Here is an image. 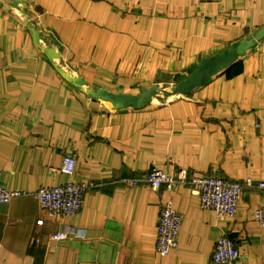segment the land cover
I'll return each mask as SVG.
<instances>
[{
	"label": "crops",
	"instance_id": "1",
	"mask_svg": "<svg viewBox=\"0 0 264 264\" xmlns=\"http://www.w3.org/2000/svg\"><path fill=\"white\" fill-rule=\"evenodd\" d=\"M263 25L264 0H0L1 183L25 193L0 204V264H212L221 234L239 250L233 264H264L253 219L264 190L245 189L223 220L186 183L172 192L129 184L153 167L264 180V38L188 95L141 109L114 110L57 71L137 95ZM65 154L72 176L61 171ZM69 180L90 184L79 213L41 212L34 193ZM165 199L182 223L177 247L161 256Z\"/></svg>",
	"mask_w": 264,
	"mask_h": 264
},
{
	"label": "built area",
	"instance_id": "2",
	"mask_svg": "<svg viewBox=\"0 0 264 264\" xmlns=\"http://www.w3.org/2000/svg\"><path fill=\"white\" fill-rule=\"evenodd\" d=\"M76 161L72 155L65 154L62 160L61 171L69 176L74 174ZM143 182L152 191L164 190L172 192L182 183L188 184L198 193L200 207L203 210L214 211L220 219H231L237 214V204L245 189L257 188L264 190V180L254 181L248 177L242 181H232L221 175L198 174L187 177L184 170L176 171L151 168L142 173L140 178L130 180V185ZM90 184L69 180L64 184L43 187L34 193L41 212L49 216L74 217L81 208L84 194ZM20 190H10L2 185L0 175V204L24 196ZM253 219L264 228V207L253 212ZM43 219H37L36 224L41 225ZM182 223L181 214L174 210L170 199H165L160 208L157 224L155 251L164 256L178 245V234ZM65 236L59 232L52 235V239L60 240ZM240 257L235 243L225 234H221L215 242L211 255L212 264H233Z\"/></svg>",
	"mask_w": 264,
	"mask_h": 264
},
{
	"label": "water",
	"instance_id": "3",
	"mask_svg": "<svg viewBox=\"0 0 264 264\" xmlns=\"http://www.w3.org/2000/svg\"><path fill=\"white\" fill-rule=\"evenodd\" d=\"M18 1L19 0H14V2ZM29 30L34 42L38 44L40 35L34 27H29ZM263 38L264 25L249 33L245 38L232 42L228 47L220 50L219 52L201 58L183 78L179 79V75L176 74L173 77V84L170 85L168 89H161L156 84L150 87L142 86L140 87V92L137 95L114 93L103 88L87 89L86 81L84 79L80 77H73L61 68H57V71L73 86L82 88L95 99H100L110 103L112 109L114 110L127 107L141 109L146 103L151 102L153 97L164 93L168 97L188 95L195 88L208 81L212 76L220 73L222 70L238 61L241 57L245 56L246 53ZM43 51L50 59L58 58V54L51 48H43Z\"/></svg>",
	"mask_w": 264,
	"mask_h": 264
},
{
	"label": "rangeland",
	"instance_id": "4",
	"mask_svg": "<svg viewBox=\"0 0 264 264\" xmlns=\"http://www.w3.org/2000/svg\"><path fill=\"white\" fill-rule=\"evenodd\" d=\"M188 72H189V71L184 72V73H182V74H179V79L183 78ZM171 83H173V78H169L168 81H166V82H162L161 84H157V85H158L161 89H164V88L168 89V87L170 86ZM168 99H169V97H168L167 95H165V93L159 95V97L156 98L157 102H158V101H159V102H164V101H166V100H168ZM186 175H187V174H186ZM193 176H195V175H193Z\"/></svg>",
	"mask_w": 264,
	"mask_h": 264
}]
</instances>
